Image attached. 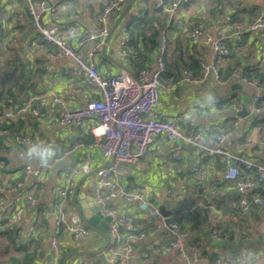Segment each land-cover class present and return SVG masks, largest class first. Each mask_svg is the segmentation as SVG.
Returning a JSON list of instances; mask_svg holds the SVG:
<instances>
[{"label":"crops","instance_id":"1","mask_svg":"<svg viewBox=\"0 0 264 264\" xmlns=\"http://www.w3.org/2000/svg\"><path fill=\"white\" fill-rule=\"evenodd\" d=\"M46 1L53 7V15L42 11L41 23L46 26L55 24L62 32L67 27L70 28L68 43L82 59L87 60L96 43L89 36L102 26L98 16L109 0ZM230 1L241 3L238 12H234L232 7H225L217 13L212 9L215 1L188 0L182 4L178 15L180 21L199 23L213 38L221 36L224 42L232 46L230 56L219 62L222 81L210 76L194 84L178 82L186 66L199 59H210L209 44L203 39H190L176 24L166 26L167 17L159 18L162 22L160 25L154 23L160 31L159 42L163 35L167 43L166 71L161 77L164 87L158 91L157 110L165 119L173 114L183 115L180 129L187 131L189 123L201 129L202 137L199 142L202 145L211 144L215 132L229 130L224 146L234 154L261 162L264 161V131L255 129L250 113L251 100L257 93V88L251 84L254 79L251 80L246 75L255 71L264 73V29L246 32L242 30V25L250 21L252 12L258 15L264 8V0ZM154 2L155 0H135L106 42L105 37L107 57L101 52L103 44L93 56L100 72L106 75L116 74L124 70L123 66L132 71L130 63L117 47L119 26L123 21L129 22L133 15H141L144 9L156 10ZM126 3L127 0L124 6ZM227 10L231 11L230 23H226L224 17ZM120 12L106 18L104 25L109 31ZM31 21L24 0H0V79L10 74L16 78L20 68L25 67L13 86L5 85L3 88L0 85V91L1 88L6 91L10 87V94L4 91V95L14 98L16 102L35 98L42 113L35 117L26 111L16 119L8 120L16 123L15 126L18 123L14 134L29 135L34 140L53 143L59 148H64L77 139L88 142L92 139L88 131L90 122L84 128L59 124L58 116L62 107L53 103L49 94L50 91L55 92L61 97L65 109H74L94 90L87 87L81 79L63 73L64 68L74 66V59L68 56L51 59L47 56V52L55 51L56 46L41 41ZM236 32L240 33L239 41L233 38ZM157 49L151 54L147 66L149 68L154 66ZM215 97L226 104L218 105L220 100L214 103ZM242 108L247 110L244 116L238 114ZM4 133L6 135L0 138V176L6 182L11 178L10 173H24L25 165L34 167L37 164L24 163L23 150L9 153L5 141L14 134L7 135L8 130H0V134ZM178 152L181 159L174 160L170 145L163 137H158L143 156L136 158L134 162L120 165L114 178L125 190H141L158 208L163 206L165 215L161 214L176 222L179 230L185 233L181 238V252L169 246L171 238L135 204L115 198L105 204L114 209L115 216L126 215L128 218L120 230L121 239H127L129 234H137V238L128 240L131 247L127 253L128 262H122L118 258H113V263L109 262L110 245H107L101 253L70 256L64 264H77L82 257L87 259V264H187L193 257L192 247L203 258L201 264H215L217 259L229 264H264V203L241 212L237 204L235 182L222 178L226 167L220 156L201 157L199 165L206 173L202 184H197L189 174L191 166L196 162L192 146L180 143ZM87 155L93 158L91 170L75 177V185L68 197V207L75 212V205L86 209L98 208L92 197L94 173L98 168L110 164L112 159L102 157L96 148L82 147L68 156L63 164L52 165L45 170L42 183L28 189L36 201L24 210L19 220L11 222L6 211V218L0 223V264H63L64 256L69 251H96L104 244L103 236L87 227L88 236L76 244H70L64 238L62 252L57 260H54L49 248L53 223L52 205L56 189L63 184L65 175L61 167L69 165L73 159L82 160ZM241 176L244 177L245 174L242 173ZM27 177L30 178V174ZM75 188L76 194L73 197ZM210 189H215L216 192L213 194ZM251 193L264 194L258 181L249 190V194ZM10 198L11 194L0 192V207L6 206ZM199 201H204L205 206L190 211L189 206ZM217 222L223 224L228 234L223 239H217L211 233ZM31 224L34 226L33 234L30 239H25L24 232ZM108 224L109 220L106 221V231ZM209 237L239 247L237 250L222 248L214 245ZM21 246L26 250H22ZM145 253L147 257L144 256ZM213 253L216 257L211 259L210 255Z\"/></svg>","mask_w":264,"mask_h":264},{"label":"built area","instance_id":"2","mask_svg":"<svg viewBox=\"0 0 264 264\" xmlns=\"http://www.w3.org/2000/svg\"><path fill=\"white\" fill-rule=\"evenodd\" d=\"M27 10L31 16V24L38 38L46 43L56 46L55 51L47 52L49 58L68 56L74 59L72 67L64 68L63 73L81 81L94 92L84 97L83 103L74 109H65L61 97L50 91L49 97L52 102L62 107L58 116V122L66 127L84 128L88 122V131L92 139L85 142L81 139L70 143L64 148H59L53 143L61 155V159L72 155L79 148H96L102 157L111 158V163L98 168L94 173L92 197L98 206L101 216L109 220L107 233L109 235V262H114L113 258H118L122 262H128L127 253L131 247L129 239L137 238V234H129L127 239L122 240L120 230L127 223L126 215L115 216L114 209L105 203L108 200L120 198L125 203L135 204L148 218H151L157 227L162 228L171 238L169 246L182 251L181 238L185 235L179 230L176 222L164 217L158 206L149 200L141 190H125L114 178L117 169L123 163L134 162L136 158L143 156L148 147L158 138L163 137L170 145L171 156L174 160H180L179 144L188 143L192 146L196 162L189 170L190 177L197 183L202 184L205 178V171L199 165L201 157L220 156L225 171L222 178L233 180L238 192L237 204L241 212H246L253 205L264 203V194L251 193L255 181H258L264 190V161H254L241 155L234 154L224 146L229 130H222L213 134L212 143L209 145L200 144L202 130L194 124L189 123L187 131L180 129V122L183 119L181 114H173L169 118H162L157 110L158 91L164 87L161 80L166 71V48L165 36H161L157 49V56L152 68L142 67L132 73L122 70L116 74L106 75L99 71L93 59L94 53L98 52L104 43L105 37L109 33V28L104 25L109 15L117 14L122 11L126 0H109L104 4L98 19L102 26L95 29L89 36L95 39L96 43L91 49L88 59L84 60L80 54L68 43L67 37L70 28L64 32L55 24L44 25L40 21L42 11H47L53 15V7L46 0H24ZM217 1V0H206ZM188 0H155L154 9L165 12L167 17L166 26L169 24L178 25L182 32L192 40L203 39L210 47V59L205 61L199 59L198 75L190 67H185L178 82L194 84L210 76L216 80L221 79L219 62L228 58L231 53V45L224 42L223 37L213 38L201 24L184 23L178 18L182 4ZM226 23L231 21V11L225 13ZM238 27V25H236ZM264 29V8L261 9L253 21H247L242 25V30L255 32ZM119 40L117 47L122 56L127 55L126 45L130 41L128 22L123 21L119 26ZM233 38L239 41L240 33L233 34ZM252 85L257 88V93L252 97L250 113L253 117L260 120L264 117V102L260 103L264 85L258 80H252ZM220 100L214 98V103ZM29 111L33 116L39 117V111L35 98L25 99L16 102L14 98L6 96L0 101V120H13L22 113ZM258 131H264L260 124H254ZM32 141H38L25 134H14L8 139V152L23 150L24 146ZM42 141V140H41ZM45 142V141H43ZM49 143V142H47ZM93 158L87 155L82 160L73 159L65 167H61L65 173L63 184L56 189V197L53 202V223L49 238V248L54 260H57L62 252V244L65 241L76 244L88 236L89 230L80 219L77 212L68 207V197L75 185V177L80 173H87L91 170L90 163ZM51 166L44 168L40 166L31 167L25 165L24 173H10V180L4 182L0 176V192L11 194L7 205L0 207V223L7 216L11 222L19 220L29 206H32L36 198L28 192L38 183L43 181V173ZM245 176L242 177L241 174ZM30 174V178H28ZM21 175V176H20ZM214 194L215 189H210ZM205 202L199 201L191 204L189 210L197 207H204ZM34 231L31 224L24 232V238L30 239ZM211 233L217 239H223L228 234L223 228V224L217 222L211 229ZM193 249V257L187 264H201L203 258L198 256L196 248ZM147 257V253L144 254ZM77 264H87V259L82 257ZM147 264V263H146ZM215 264H229L227 261L220 262L218 259Z\"/></svg>","mask_w":264,"mask_h":264},{"label":"trees","instance_id":"3","mask_svg":"<svg viewBox=\"0 0 264 264\" xmlns=\"http://www.w3.org/2000/svg\"><path fill=\"white\" fill-rule=\"evenodd\" d=\"M240 2H231L230 0H217L214 2L212 5V9H215L217 13L221 12L225 7H232L234 12L239 11V6ZM156 10H149V9H144L142 10V14L138 15H133L128 22V30L130 32V41L126 45V50H127V55L125 56V59L127 60L128 63H130V67L132 71H137L139 68L142 67H147L151 54L154 53L157 49L158 46V37L160 36V31L158 27L155 26L154 23L161 24L159 18L162 17L163 19L166 17L165 12L163 11H157ZM254 12L251 13L252 17L250 16L249 20L253 21L255 19L256 14H253ZM254 17V18H253ZM232 48V46H230ZM52 49V48H51ZM187 67H190L192 70H194L195 74L198 72V65L197 62H192V64H189ZM25 67L22 66L20 68V73L17 75L15 78L13 74H10L9 76L6 75L2 79H0V85L4 88L5 85H10L13 86L14 83H16V80L18 77H20L23 73V69ZM220 75H221V70H220ZM222 77V75H221ZM247 78L249 79H254L258 80L262 85H264V73L260 72H250L249 74L246 75ZM0 91V100L2 101L5 97L6 94H10V87H8L5 91V89H2ZM4 91L6 94L4 95ZM264 102V91L262 92V96L260 99V103ZM226 102L224 101H219L218 105H224ZM219 106V107H220ZM251 122L254 124H260L262 128L264 129V117H262L260 120L256 119L255 117L252 116ZM16 123L8 120H2L0 122V127L2 129V132L5 130H8L7 135H13L17 131V125L15 126ZM6 133L0 134V138L5 136ZM168 239V238H167ZM11 242H13V238L11 237ZM169 242V241H168ZM17 249H20V247H17ZM22 250H26L24 246H21ZM216 257V254H211L210 258L214 259Z\"/></svg>","mask_w":264,"mask_h":264},{"label":"water","instance_id":"4","mask_svg":"<svg viewBox=\"0 0 264 264\" xmlns=\"http://www.w3.org/2000/svg\"><path fill=\"white\" fill-rule=\"evenodd\" d=\"M135 0H127L126 5L124 6V8L122 9V11L120 12L116 22L114 23V25L111 27V30L109 31L108 35L106 36L105 42L108 40V38L110 37V35L112 34V32L115 30V28L117 27L118 23L121 21L122 17L124 16L125 13L128 12L130 6L133 4ZM101 52L103 55L106 56L105 54V44L103 43V45L101 46ZM107 57V56H106ZM109 59L111 61H113L114 63H116L115 60H113L112 58L109 57ZM123 69L132 73L129 69L125 68L123 66ZM239 115L244 116L247 114V110L245 108H242L239 112ZM76 194V188L74 189V192L72 193V196L74 197ZM76 208V212L79 215L80 219L82 220V222L84 223V225L86 227H88L91 230H94L96 232H98L99 234H101L104 238V244L99 248V250L96 251H91V250H72L67 252V254L64 256L63 259V264L64 262L67 260V258H69L70 256H74V255H83V254H87V253H101L105 250V248L107 247L108 243H109V235L107 234L106 231V221L108 220L106 217H101V215L98 212V209L96 207H92L91 209H86L84 207L80 208L78 205H75ZM159 210L162 214L165 215V212L163 211V206H159ZM100 219H102V222L100 221ZM209 239L211 240V242L214 245L220 246L222 248H230L233 250H237L239 246H232L230 244H227L226 242H221L218 240H214L212 239V237H209ZM240 245V244H239Z\"/></svg>","mask_w":264,"mask_h":264},{"label":"clouds","instance_id":"5","mask_svg":"<svg viewBox=\"0 0 264 264\" xmlns=\"http://www.w3.org/2000/svg\"><path fill=\"white\" fill-rule=\"evenodd\" d=\"M66 160L67 157L62 160L57 148L47 142L32 141L23 148V162L26 164L34 163L47 168L51 165L63 164Z\"/></svg>","mask_w":264,"mask_h":264}]
</instances>
